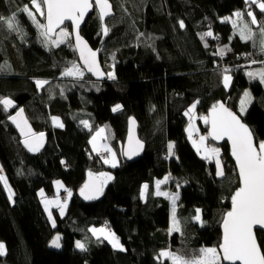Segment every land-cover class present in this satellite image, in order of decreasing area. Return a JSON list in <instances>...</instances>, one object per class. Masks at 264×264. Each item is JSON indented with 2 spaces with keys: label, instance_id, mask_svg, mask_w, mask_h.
I'll return each mask as SVG.
<instances>
[{
  "label": "trees",
  "instance_id": "trees-1",
  "mask_svg": "<svg viewBox=\"0 0 264 264\" xmlns=\"http://www.w3.org/2000/svg\"><path fill=\"white\" fill-rule=\"evenodd\" d=\"M26 1L0 0V17H10ZM109 2L114 16L125 18L124 25L107 27L108 21L100 25L94 10L81 36L98 50L104 72L113 71L112 81L95 83L88 77L60 81L62 69L77 61L73 43L56 49L42 47L21 12L16 19L29 34L27 42L0 32V65L6 62L13 68L9 76L0 73V99L8 97L16 105L5 111L0 104V176L14 198L10 204L0 181V243L6 250L0 264H170L160 260L161 250L192 259L202 248L218 249L220 226L239 177L226 143L214 145L221 151L222 178L216 176L213 161L198 157L186 136V110L195 105L197 115L206 117L213 105L224 104L238 114L239 100L249 90L252 102L240 117L256 144L264 141V84L250 82L245 75L247 69L264 66L259 47L264 12L257 4L245 0H140V6L130 0ZM234 10L242 15L251 10L255 15L253 40L243 41L222 22ZM209 31L212 36H205ZM219 49H224L223 55L217 54ZM251 52L259 64L246 67ZM221 62L228 69L222 71ZM226 74L232 77L229 89L222 84ZM33 80L48 81V85L37 90ZM116 105L121 107L114 112ZM22 107L34 130L47 135L48 144L40 154L30 155L8 123ZM51 117H58L62 128L53 127ZM129 118L138 124L144 153L134 162L121 159L118 168L110 169L92 153L91 131L79 122L90 120L92 128L106 127L118 147L124 144ZM198 128L207 137L208 125L199 122ZM170 143L174 145L171 157ZM89 173L111 177L105 179L100 203L83 204L77 198ZM166 175L172 179V190L179 186V233H169V202L153 190L154 182ZM56 180H62L73 195L66 216L58 219L53 230L38 191L51 194ZM197 209L199 224L194 222ZM104 223L121 240L123 252L90 236V227ZM56 233L63 235L60 250L49 248ZM256 235L264 251V233ZM76 240L88 244L85 250L75 248Z\"/></svg>",
  "mask_w": 264,
  "mask_h": 264
},
{
  "label": "snow or ice",
  "instance_id": "snow-or-ice-1",
  "mask_svg": "<svg viewBox=\"0 0 264 264\" xmlns=\"http://www.w3.org/2000/svg\"><path fill=\"white\" fill-rule=\"evenodd\" d=\"M246 3L257 4L261 12H264V2H259V0H245ZM95 8L98 9V17L103 22L105 17L111 14V4L109 0H94ZM43 6V7H42ZM31 7L35 8L41 16H44L47 20L46 24H39L36 22V17L33 15L28 5H25L19 11L27 14L33 23L36 24L38 29H42L41 36L44 38L46 43L50 42L54 46H58L64 43L69 37L68 31L60 28L64 24L65 20H70L72 22L73 32L75 33L76 39V49L80 53L81 60L84 63L85 68L92 72L94 75L103 76L104 74L99 71V66L96 63V53L88 48L87 44L81 39L79 35L80 23L84 20L85 15L93 8V0H31ZM46 9V14H45ZM236 20H232L233 28H237V21L241 19L242 14L240 12L234 13ZM247 16L251 18V24H257V19L252 11L247 12ZM226 20L228 18H225ZM0 23L7 25L9 30H19L17 28L16 15L13 14L10 17H0ZM180 27H184L183 21H180ZM60 28L57 33L56 29ZM104 35L108 34V29L106 27L102 28ZM53 34L56 35V39L52 40ZM205 36H212V32L209 31L204 34ZM240 38L242 40L252 39L251 30L247 24L240 27L239 31ZM260 51L264 53V27H261V40H260ZM224 49H219L217 54L223 55ZM2 67V66H0ZM228 70L225 69V72ZM63 75L65 76H75L82 77L83 72L73 64L71 67L67 68ZM247 75L250 79H255L259 77L261 83H264V70L260 72H248ZM109 79H114L112 73H108ZM231 77L224 75L223 82L225 88L229 86ZM47 81H36L38 88H42ZM250 100V94L248 92L244 93L243 98L240 101L241 112L245 110V105ZM0 104L4 106V110L7 111L12 107V101L9 99H0ZM120 105H116L113 111L120 110ZM195 105L189 108L188 112L185 113L189 115L192 113ZM23 110L21 109L16 113L15 116L10 117L12 122L16 124V127L20 130L22 136L25 137L23 143L29 151H38L39 147L42 146L43 133L38 136L31 132L30 128H27V122L23 119ZM191 119V116H190ZM206 124H210L211 128L209 130L208 136L213 140L227 139L231 144V154L236 161V166L239 171V187L236 189L231 197V210L228 211L222 222L223 236L222 242L219 248H202L198 256L192 259H185L183 257L177 256L168 251H162L160 253L161 257L168 258L172 264H222V262H227V264H264V251H262L261 245L258 244L256 229L264 230V141L259 142V144L254 143L253 133L247 128L240 119L224 107L223 104L213 105L209 115L207 117H202ZM53 124L57 127H62L59 119L56 117L52 118ZM84 127L88 128L89 124L87 121H82ZM135 121L129 120V145L130 151L125 153L131 158L132 155L138 154L139 148L142 147L139 140H135V147H132L134 135L133 126ZM189 134V139H192V127L191 124L187 129ZM104 129H100L96 135L92 137L90 143L93 146V150L99 152V148L96 144L97 137L101 136ZM102 138V137H101ZM208 137L201 136L199 143L197 144L193 141V146L197 149V152H201V147L204 145L205 140ZM169 155L172 153L173 145L169 144ZM103 151L111 154V160L105 159V163H111L112 167L116 166L114 154H112L111 149L107 145L102 146ZM204 155L202 158L206 160H211L213 157L216 158L217 175L223 176V170L221 168V163L219 160L220 151L218 148H204ZM90 181L93 179L92 174L89 173ZM111 179V177H105V174L101 173L100 178ZM0 181L4 182V187L8 191L9 199L12 198V192L8 188L7 181L3 176H0ZM167 177L164 181H157V195L168 196L167 193H161L159 191V186L161 183H165ZM58 187L62 185L57 182ZM92 189V191L86 192L87 189ZM147 188V185L144 186ZM67 191V190H66ZM102 191V186H92L91 184H85L81 189L80 194L84 196L85 199H94ZM71 196V192H68ZM144 191H141V197L143 198ZM41 196L43 193L41 192ZM170 199L173 201V213H172V226L171 231H179L180 225L176 220L175 216V201L178 199V194L176 196H171ZM45 211H48L49 205H54L60 209L61 215L64 214L65 204H61L59 201H49L45 200ZM196 220L200 219L199 210H197ZM49 220H52L51 214H49ZM53 226L55 223L53 222ZM89 231L97 239L102 236L104 239L108 240L112 244L113 248H117L123 251L119 240L114 234L107 231L105 228H90ZM60 237L57 236L51 241V245L54 247H60L59 244ZM76 247L80 250H85V245L77 241ZM0 255H4V245L0 244Z\"/></svg>",
  "mask_w": 264,
  "mask_h": 264
},
{
  "label": "rangeland",
  "instance_id": "rangeland-1",
  "mask_svg": "<svg viewBox=\"0 0 264 264\" xmlns=\"http://www.w3.org/2000/svg\"><path fill=\"white\" fill-rule=\"evenodd\" d=\"M130 3L133 5V6H140L139 5V3H140V0H134V1H131L130 0ZM21 6H19V10L20 9H22L25 5H28L29 6V8H30V10L32 11V13H33V15L36 17V22L37 23H39V24H45V17L44 16H41L40 15V13L39 12H37L36 11V9L35 8H32L31 7V0H27L26 1V3L25 2H21ZM21 7V8H20ZM43 7V6H42ZM258 7V6H257ZM136 8V7H135ZM259 8V7H258ZM118 9V8H117ZM19 10H17V12H15V13H13V14H15L16 16H19V13L21 12V13H23L22 11H19ZM251 11V10H250ZM12 14V15H13ZM24 15H25V17H26V19L30 22V24H31V26L33 27V29H34V33H33V35L36 37V38H38V42L39 43H41L42 44V47H49V48H58V47H60V46H67V45H69V44H71V43H73V41H72V35H71V32L68 30V27H63V29H65L66 31H68V33H69V37L65 40V42L64 43H61V44H59L58 46H54L52 43H50V42H48V43H46L45 41H44V38L41 36V31H42V29H38L37 28V26H36V24H34L33 23V21H32V19H30L29 18V16L27 15V14H25V13H23ZM120 14V13H119ZM11 15V16H12ZM226 18H228L227 20L224 18L223 20H222V22H224V23H228L230 26H231V28H232V30H233V32H234V34L235 35H237V36H239L240 37V35H239V31H240V27H242L244 24H247L248 25V27H249V29L251 30V35H252V39H249V40H253V38H254V36H253V32H252V25L253 24H251V18L250 17H248L247 16V13H246V15H242L241 16V19L240 20H238L237 21V25H238V27L237 28H233V25H232V20H236V17L233 15V16H230V17H226ZM247 18H248V20H247ZM17 20V19H16ZM124 23H125V18L124 17H122V16H120V18H118V16H116V17H113L111 20H109L108 21V23H106V26L107 27H110L111 25H117V24H119V26H123L124 25ZM17 28L19 29L18 31L17 30H9L8 28H7V25L6 24H4V23H0V32H2V33H5V34H8V35H10V36H14L15 37V39L17 40V41H25V42H27V40L30 38L29 37V34H28V32H25L26 31V29L19 23V21L17 20ZM60 31V30H59ZM58 31V32H59ZM57 32V33H58ZM260 37V36H259ZM56 39V36L54 37V38H52V40H55ZM261 40V39H260ZM260 40H259V42H260ZM243 41H245V40H243ZM15 49H17L15 46L14 47H11V50L14 52V50ZM73 50H75L74 49V45H73ZM14 54H16V53H14ZM260 54H264V53H262L261 51H260ZM251 55H254L252 52H251ZM255 56V55H254ZM3 63V62H2ZM1 63V65L0 66H2V67H0V73H3V74H5V75H7V76H9V75H11L12 73V70H13V68L8 64V63H4V64H2ZM73 64H75L82 72H83V76L82 77H75V76H65V75H63V73H64V71L67 69V68H69L68 66H66V67H64L63 69H62V74H61V76L59 77V80L60 81H70V80H76V81H79V80H83L84 79V71L82 70V68L79 66V64H78V62H73L72 63V65ZM71 65V66H72ZM70 66V67H71ZM261 70H264V66H262V67H258V68H252V69H247L246 70V72H245V75L247 76V78H248V80L250 81V82H259L260 84H264V83H261V81H260V79H259V77H257V78H255V79H250L249 78V76L247 75V73L248 72H260ZM110 73H112L113 75H114V73H113V71L112 72H110ZM226 75H228V76H230L231 77V75H229V74H226ZM108 79V78H107ZM110 81H112L113 79H109ZM36 81H38V80H33V83L35 84V86L37 87V85H36ZM39 81H44V80H39ZM231 81H232V77H231V80H230V85H231ZM222 84H223V86H224V82H223V80H222ZM46 85H48V81H47V83L46 84H44L43 85V87H45ZM230 85L227 87V89H229V87H230ZM42 87V88H43ZM42 88H38L37 87V90H41ZM224 88H225V86H224ZM226 89V88H225ZM246 92H248L249 94H250V92H249V90H247ZM244 96V95H243ZM243 96L240 98V100H239V104H238V109H237V113H238V115H239V117L240 116H244V114H245V112L247 111V109L249 108V106L251 105V102H252V97H251V94H250V100H249V102L248 103H246V105H245V110L243 111V112H241V104H240V101H241V99L243 98ZM1 99H9V100H11L10 98H8V97H2ZM12 101V100H11ZM12 107H10L8 110H10L11 108H13V107H15L16 105L14 104V102L12 101ZM193 106V105H192ZM192 106H190L189 108H191ZM189 108H187V110H186V113L188 112V110H189ZM190 116H191V119H190ZM194 116H196V118L194 117ZM76 117V113H72L71 114V118H75ZM185 117H186V119H187V125H188V121H189V124H195L197 127H198V123L200 122V123H202V124H205L206 125V123L204 122V120L202 119V117H199L198 115H197V113H196V106H195V108L193 109V111H192V113H190L189 115H186L185 114ZM206 117H207V115H206ZM35 118H36V116H33L32 117V119L33 120H35ZM52 118L53 117H51V119H50V121H51V125L53 126V127H57V126H55L54 124H53V121H52ZM56 118H58V117H56ZM241 118V117H240ZM59 119V118H58ZM59 121H60V123L62 124V121L59 119ZM83 121H87L88 122V124H89V127L88 128H86V127H84V124L82 123V121L81 122H79V124H80V126H82L85 130H87V131H91V134H90V140H89V145H90V148H91V151H92V153L93 154H95V155H98V156H100V155H102V154H104V155H107V158L106 159H109V160H111V158H112V156H111V154L110 153H108V152H106V151H103V149H102V146L103 145H107V147L108 148H110L111 149V152H112V154H114V157H115V162H116V166L115 167H112L111 166V163H105L104 161H102L103 162V164L106 166V167H108V168H110V169H115V168H118L119 166H120V162H121V159H122V154H121V151H122V144H118V147L114 144V141L110 138V136H109V134H108V131H107V129H106V127H104V126H96V127H94V128H92V126H91V121L90 120H83ZM208 125V124H207ZM187 127V126H186ZM57 128H62V127H57ZM100 129H104V132L103 133H101V136L100 137H97V140H96V144H97V146L99 147V148H101V150L99 151V152H97V151H94L93 150V146H92V144L90 143V141L92 140V137L94 136V135H96V133L100 130ZM185 132H186V130H185ZM200 132V131H199ZM200 135H201V133H200ZM186 136H187V134H186ZM201 136H203V135H201ZM102 137V138H101ZM205 137V136H204ZM208 137V136H207ZM187 138H188V136H187ZM209 139V138H208ZM188 140H189V142L191 143V141H190V139L188 138ZM170 144H172L173 145V143H170ZM198 144V143H197ZM214 145H216V144H214L213 142H212V144H210V143H208V140L206 139V144L204 143V145L201 147V152L200 153H198L197 152V149H195V151L197 152L196 154L198 155V157L200 158V159H202V160H206V159H204V158H202V156L204 155V152H203V150L202 149H204V148H218V147H216V146H214ZM173 147H174V145H173ZM219 149V148H218ZM172 151H173V148H172ZM219 151H220V149H219ZM220 154H221V151H220ZM168 155H169V148H168ZM171 155H172V153H171ZM171 155H169L170 157H171ZM219 160H220V163H221V168H222V170H223V165H222V162H221V159H220V155H219ZM208 161H213L214 162V165H215V168H216V176L218 177V178H222L223 176H224V174H223V176H218L217 175V167H216V158L215 157H213L211 160H208ZM223 173H224V170H223ZM94 176H97V175H95V174H93ZM167 177V181L165 182V183H161L160 184V186H159V191L161 192V193H167L168 194V196H165V195H158V196H161V197H164V198H166L167 200H168V202H169V230H170V228H171V226H172V213H173V207H174V205H173V201L170 199V197L171 196H176L177 194H178V199H179V186L178 185H176L177 187H178V190L176 191V188H174L173 187V190L170 188V183L172 182V180L170 179V177H169V175H166L163 179H161V180H157V181H164L165 180V178ZM157 181H155L154 182V187H153V190H154V194L155 195H157L156 193H157V187H156V185H157ZM57 182H59V184L60 185H62V187H58L57 186ZM4 184V183H3ZM8 185V184H7ZM5 188V187H4ZM8 188L11 190V188L9 187V185H8ZM67 190V191H66ZM146 190H147V188H146ZM71 192V196H69L68 195V192ZM5 192H6V196H7V198H8V200H9V202H10V204H13L14 203V198H13V195H12V198L11 199H9V196H8V191L5 189ZM11 192H12V190H11ZM41 192L43 193V196H41ZM178 192V193H177ZM13 194V193H12ZM52 194L55 196V197H53L52 196ZM60 195H64V196H66V199L62 202L60 199H59V197H60ZM72 190L62 181V180H56V181H54L53 182V191L51 192V194H47L43 189H41V190H39L38 191V197H39V200H40V204H41V206H42V208H43V211H44V213H45V215H46V217H47V220H48V222H49V224H50V226L52 227V229L53 230H55L56 229V227H57V221H58V219H61L62 218V216H66V214H67V210H68V204L70 203V200H71V198H72ZM178 199H176V201H175V216H177L176 215V213H177V203H178ZM45 200H49V201H59L61 204H65L66 206H65V208H64V214L63 215H61V213H60V209L58 208V207H56V206H54V205H49V207H48V211H45V204H44V201ZM49 214H51V217H52V220H49ZM196 215H197V210H196ZM196 215H195V217H196ZM199 216H200V211H199ZM195 217H194V222H196L197 224H199V222H200V219L199 220H196L195 219ZM176 220H177V218H176ZM178 221V220H177ZM53 222L55 223V226H53ZM179 222V221H178ZM179 225H180V222H179ZM90 228H97V229H99V228H105L107 231H109V232H111L109 229H108V226H107V223H104L103 225H98V226H93V227H90ZM89 228V229H90ZM89 229H88V232H89V234L92 236V238H94V239H96V240H99V241H102V242H105V243H107L113 250H115V251H118V252H123V251H121V250H119V249H117V248H113V246H112V244H110L109 242H108V240H106V239H104L102 236L100 237V239H97L95 236H93V234L89 231ZM180 230H181V226H180ZM180 230L179 231H171V233L170 234H172V233H174V232H180ZM112 233V232H111ZM112 234H114V233H112ZM115 235V234H114ZM57 236H59L60 237V240H59V244H60V247H54V246H52L51 245V241L53 240V239H55ZM116 236V235H115ZM62 238H63V235L62 234H60V233H56L54 236H53V238L51 239V241H50V243H49V248L50 249H53V250H60L61 249V247H62V244H61V241H62ZM116 238L119 240V242H120V245L122 246V248H123V250H124V247H123V245H122V243H121V240L116 236ZM77 241H79V242H81V243H83L84 245H85V242L84 241H82V240H76L75 241V248L76 249H78V250H80L79 248H77L76 247V244H77ZM1 244V243H0ZM162 251H168V252H170L168 249H163V250H161V252ZM160 252V253H161ZM160 258H161V261L162 262H165V261H168L170 264H172V262L168 259V258H166V257H161L160 256Z\"/></svg>",
  "mask_w": 264,
  "mask_h": 264
},
{
  "label": "water",
  "instance_id": "water-1",
  "mask_svg": "<svg viewBox=\"0 0 264 264\" xmlns=\"http://www.w3.org/2000/svg\"><path fill=\"white\" fill-rule=\"evenodd\" d=\"M110 3V2H109ZM111 4V3H110ZM111 6H112V4H111ZM94 10H96L97 11V13H98V9H96L95 8V3H94V0H93V8L85 15V17H84V20L80 23V27H79V35H80V37H81V39L87 44V46H88V48L89 49H91L93 52H95L96 53V57H95V59H96V63H97V65L99 66V71L101 72V73H103L104 75L103 76H97V75H94L92 72H89L86 68H85V66H84V63H83V61L81 60V57H80V53H79V51L76 49V39H75V33L73 32V27H72V22L70 21V20H65L64 21V24H62L61 26H60V28H63V27H65V26H70V28H71V35H72V41H73V45H74V49H75V52H76V54H77V57H78V59H79V62H80V65L82 66V68L86 71V74L88 75V76H90V77H92L93 78V80H95V81H97V82H105L106 80H107V74L104 72V70H103V68H102V66H101V64H100V61H99V52H98V50H95V49H93L90 45H89V43L81 36V29L83 28V26L85 25V23H86V21H87V19L89 18V16L92 14V12L94 11ZM45 14H46V9H45ZM113 6L111 7V14L110 15H108V16H106L105 17V19L104 20H107L108 18H110V17H112L113 16ZM47 23V20L45 19V24ZM60 28H57L56 29V32H58L59 30H60ZM56 35L55 34H53V36H52V38H54ZM224 105V104H223ZM224 107L225 108H227L229 111H231L226 105H224ZM23 110V113H22V115H23V119L27 122V128H30L31 129V132L32 133H35L37 136L40 134V133H37L35 130H34V128L32 127V125H31V123H30V121L28 120V118H27V116H26V114H25V110H24V108L22 107V108H19L14 114H12L10 117H12V116H15L16 115V113L17 112H19L20 110ZM212 109V108H211ZM211 109L207 112V116L209 115V113H210V111H211ZM233 114H235L237 117H238V119H240V121H241V123H243L247 128H249L243 121H242V119L239 117V115L238 114H236V113H234L233 111H231ZM10 117L8 118V123H10L11 125H12V127L15 129V131L18 133V135L20 136V138H21V146L30 154V155H37V154H40L41 152H42V150L46 147V145H47V135H46V133H44V132H41V133H43V142H42V146L41 147H39V150L38 151H29L28 150V148H26L25 147V145H24V143H23V141H24V139H25V137L24 136H22L21 135V133H20V130L16 127V124H14L13 122H12V120L10 119ZM132 120H134V119H132ZM135 121V120H134ZM129 128H130V125H129V121H128V126H127V137L125 138V141H124V144H123V146H122V159L125 161V162H127V163H130V162H134V161H136V160H138L142 155H143V153H144V150H145V147H144V144L139 140V138H138V134H137V132H138V125H137V123H136V121H135V124H134V126H133V135H134V140H133V144H132V147H135V140H139V142H140V144L142 145V147L141 148H139V150H138V154H136V155H132L131 156V158H129V156L128 155H126L125 153H127V152H129L130 151V145H129ZM210 128H211V125L210 124H208V130H207V136H208V133H209V130H210ZM249 130H250V128H249ZM251 131V130H250ZM208 138H209V140L211 141V142H213L214 144H216V145H221V144H223V143H226L227 145H228V147H229V151H230V155H231V159H232V161H233V163H234V165H235V168H236V171H237V174H238V177H239V171H238V168H237V166H236V161H235V159L233 158V156H232V154H231V144H230V142L225 138V139H222V140H213L211 137H209L208 136ZM254 138V137H253ZM254 143L256 144V142H255V140H254ZM258 145V144H257ZM98 176H94V175H92V180L90 181V177H89V175L86 177V179H85V183L83 184V186L81 187V189L85 186V184H91L92 186H102V191L98 194V195H96V198H94V199H85L84 198V196H82L81 194H80V192H81V189L77 192V198L80 200V202L81 203H83V204H93V203H100L101 201H102V198H103V187H104V183H105V179L106 178H100V179H96ZM100 177V176H99ZM145 186V185H144ZM92 191V189L90 188V189H87L86 190V192H91ZM143 191H144V194H146V189L144 188L143 189ZM231 207H232V204H231V206H230V210H231ZM229 210V211H230ZM227 213V212H226ZM225 213V214H226ZM225 216V215H224ZM223 222V221H222ZM220 230H221V242H222V236H223V228H222V223H221V226H220ZM256 232H262V233H264V230H259V229H256ZM258 241V240H257ZM220 242V243H221ZM259 244V243H258ZM219 248V247H218ZM223 264H227V262H222Z\"/></svg>",
  "mask_w": 264,
  "mask_h": 264
},
{
  "label": "bare ground",
  "instance_id": "bare-ground-1",
  "mask_svg": "<svg viewBox=\"0 0 264 264\" xmlns=\"http://www.w3.org/2000/svg\"><path fill=\"white\" fill-rule=\"evenodd\" d=\"M116 5L118 6V8L119 9H123L122 7H123V5H122V3L121 2H117L116 3ZM236 12H240L241 14H242V11L241 10H234V11H232L231 12V14H228V15H226V16H224V17H222V20L224 19V18H226V17H230V16H233L234 15V13H236ZM113 13L115 14V12H114V9H113ZM114 14H113V16L112 17H110V18H108L107 20H104L103 22H104V24H105V22H107V21H109V20H111L113 17H115L114 16ZM103 22L99 19V21H98V23L100 24V25H103ZM102 23V24H101ZM83 28H84V26H83ZM83 28L81 29V31L83 30ZM98 31L100 30V28H98L97 29ZM76 57H77V54H76ZM242 57H240L239 59L238 58H236L238 61L241 59ZM76 62H78V64H79V66L82 68V66L80 65V62H79V59H78V57H77V61ZM240 62V61H239ZM82 70L84 71V77H88V79H90V81L92 82H95V83H97V81H95V80H93V78L92 77H90V76H88L87 74H86V71L82 68ZM83 80H86L85 78L83 79ZM130 119H134V118H129L128 119V121L130 120ZM135 120V119H134ZM136 121V120H135ZM137 123V122H136ZM138 125V124H137ZM127 126H128V122H127ZM17 133V132H16ZM18 134V133H17ZM19 136V135H18ZM126 137H127V134H126ZM19 138H20V136H19ZM20 140H21V138H20ZM47 144H48V139H47ZM47 146V145H46ZM46 149V147L42 150V152L44 151ZM41 152V153H42ZM95 155V154H94ZM96 157H97V159H98V161L99 162H102V161H104L106 158L104 157V154H102V155H100V156H98V155H95ZM171 179V178H170ZM172 180V179H171ZM84 183H85V181H84ZM83 183V184H84ZM83 184H82V186H83ZM81 186V187H82ZM81 187L78 189V191L81 189ZM77 191V192H78ZM52 196L53 197H55L53 194H52ZM59 199L63 202L65 199H66V196H64V195H60V197H59ZM198 210V209H197ZM91 236V235H90ZM92 237V236H91ZM88 246V244H86L85 243V248Z\"/></svg>",
  "mask_w": 264,
  "mask_h": 264
},
{
  "label": "crops",
  "instance_id": "crops-1",
  "mask_svg": "<svg viewBox=\"0 0 264 264\" xmlns=\"http://www.w3.org/2000/svg\"><path fill=\"white\" fill-rule=\"evenodd\" d=\"M194 117L196 118V116H194ZM189 125L190 124H189V121H188V125L186 127V134H187L188 138H189V134H188L187 129L189 128ZM191 127H192V139L190 141H191V145L193 146V141H195L196 143H199L201 135H200V132H199V128L195 124H191ZM204 143L206 144V140H205ZM193 148L196 149L194 146H193ZM68 206H69V204H68ZM62 218H64V216H62ZM169 233H171L170 230H169ZM5 254H6V250H5V247H4V255ZM4 255H0V256L3 257ZM160 260H161V258H160Z\"/></svg>",
  "mask_w": 264,
  "mask_h": 264
},
{
  "label": "built area",
  "instance_id": "built-area-1",
  "mask_svg": "<svg viewBox=\"0 0 264 264\" xmlns=\"http://www.w3.org/2000/svg\"><path fill=\"white\" fill-rule=\"evenodd\" d=\"M259 63L257 61H255L252 57V55H250V59H249V62H247L245 64L246 67H252V66H255V65H258ZM224 67H227L228 69V65H225L223 62H221V70L223 71L224 70ZM105 158H107V155H104Z\"/></svg>",
  "mask_w": 264,
  "mask_h": 264
},
{
  "label": "flooded vegetation",
  "instance_id": "flooded-vegetation-1",
  "mask_svg": "<svg viewBox=\"0 0 264 264\" xmlns=\"http://www.w3.org/2000/svg\"><path fill=\"white\" fill-rule=\"evenodd\" d=\"M108 76V75H107ZM109 79V78H108Z\"/></svg>",
  "mask_w": 264,
  "mask_h": 264
}]
</instances>
